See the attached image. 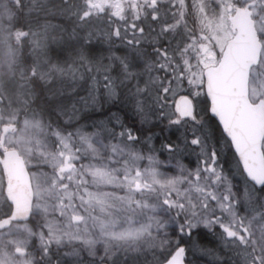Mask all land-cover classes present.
Instances as JSON below:
<instances>
[{
  "label": "snow or ice",
  "instance_id": "1",
  "mask_svg": "<svg viewBox=\"0 0 264 264\" xmlns=\"http://www.w3.org/2000/svg\"><path fill=\"white\" fill-rule=\"evenodd\" d=\"M0 264H264V0H0Z\"/></svg>",
  "mask_w": 264,
  "mask_h": 264
}]
</instances>
